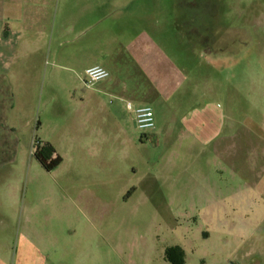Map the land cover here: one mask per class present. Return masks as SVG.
<instances>
[{
  "label": "rangeland",
  "instance_id": "obj_1",
  "mask_svg": "<svg viewBox=\"0 0 264 264\" xmlns=\"http://www.w3.org/2000/svg\"><path fill=\"white\" fill-rule=\"evenodd\" d=\"M20 1L0 0V28ZM64 29L79 64L46 49L19 72L18 53L8 75L0 264H264V0H89ZM100 51L161 58L150 98L100 101L81 72ZM206 115L210 145L196 136ZM38 143L61 165L45 169Z\"/></svg>",
  "mask_w": 264,
  "mask_h": 264
},
{
  "label": "crops",
  "instance_id": "obj_2",
  "mask_svg": "<svg viewBox=\"0 0 264 264\" xmlns=\"http://www.w3.org/2000/svg\"><path fill=\"white\" fill-rule=\"evenodd\" d=\"M20 4L24 12L16 25H7L6 29L0 28V76L5 77L10 86L12 85L8 75L12 79L16 78L12 74V61L18 53L24 57L18 69L19 72L29 71L32 68L29 64L34 61L33 58L46 49H51V55L57 63L72 66L79 64L80 56L70 49H64L65 44H70L79 38H70V32L64 29V25L71 20L73 9L88 7L89 0H21ZM79 35V37L88 36L85 32ZM145 51H142L144 55L138 61H128V64L123 66L122 60L118 57H108L107 53L100 51L98 60L84 66L81 72L85 73L92 67L101 66L114 73L112 78L98 83L96 90L93 91L99 96L100 101H103L108 95L114 94L117 95L119 102L124 103V97H127L138 103L144 97L150 98L152 95L154 87L151 88L150 93V75L153 73L152 70L159 68L162 63L161 58V61L157 60L146 54ZM21 78L26 82L27 77L21 76ZM32 85V83L29 84V86ZM146 87L149 89L148 91H145ZM120 109L121 105L117 103L112 114L115 115L116 121L121 126L122 123L116 115ZM206 116L208 117V115ZM209 120L211 121L208 122V127H199L196 134L201 137L202 145H210L214 135L218 134L219 128L214 131L216 125L214 118Z\"/></svg>",
  "mask_w": 264,
  "mask_h": 264
},
{
  "label": "built area",
  "instance_id": "obj_3",
  "mask_svg": "<svg viewBox=\"0 0 264 264\" xmlns=\"http://www.w3.org/2000/svg\"><path fill=\"white\" fill-rule=\"evenodd\" d=\"M111 73L104 67L96 66L88 69L85 73L84 83L87 87H93L96 84L109 79ZM128 108L131 110L132 105L129 103ZM136 118L138 127L143 132L152 131L156 127L155 123V113L151 107L139 108L136 111ZM40 149L43 148L40 143H38Z\"/></svg>",
  "mask_w": 264,
  "mask_h": 264
},
{
  "label": "trees",
  "instance_id": "obj_4",
  "mask_svg": "<svg viewBox=\"0 0 264 264\" xmlns=\"http://www.w3.org/2000/svg\"><path fill=\"white\" fill-rule=\"evenodd\" d=\"M11 107V86L5 77L0 76V112L3 113V111H5L7 108L10 109ZM2 146L5 147L8 146V144L4 143ZM35 156L48 171L56 169L63 162L62 157L57 155L55 149L49 145L38 150Z\"/></svg>",
  "mask_w": 264,
  "mask_h": 264
}]
</instances>
